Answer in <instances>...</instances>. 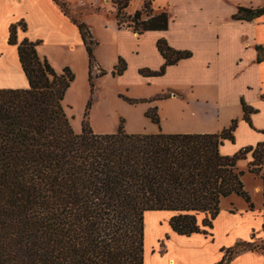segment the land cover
<instances>
[{
    "label": "trees",
    "instance_id": "16d2710c",
    "mask_svg": "<svg viewBox=\"0 0 264 264\" xmlns=\"http://www.w3.org/2000/svg\"><path fill=\"white\" fill-rule=\"evenodd\" d=\"M53 1L80 31L92 87L96 42L83 23L69 17L65 2ZM129 1L115 2L119 26ZM151 3L144 0L142 10L134 13L133 32L168 29L167 12L152 14ZM263 14L264 6L240 7L232 19L251 21ZM18 26L25 30L22 21L12 24L7 42L17 46L28 87L0 88V264H145L146 212H172L169 225L177 235L212 236L222 199L237 195L253 210L236 164L250 155L248 172L257 176L264 165V142L232 156L221 155L223 142L234 141L235 120L219 134H128L121 124L115 133L100 134L87 122L77 133L63 105L73 73L69 68L58 73L40 58L39 42L17 43ZM157 49L163 66L159 71L141 70L142 75L160 76L167 66L191 57L188 51L170 48L164 39L157 41ZM256 49L257 62L264 61V49ZM124 70L121 61L113 74ZM242 105L243 118L249 121L254 111ZM89 107L90 101L85 118ZM145 115L159 124L154 112ZM250 244L227 249L225 256L229 260Z\"/></svg>",
    "mask_w": 264,
    "mask_h": 264
},
{
    "label": "crops",
    "instance_id": "0c3cea01",
    "mask_svg": "<svg viewBox=\"0 0 264 264\" xmlns=\"http://www.w3.org/2000/svg\"><path fill=\"white\" fill-rule=\"evenodd\" d=\"M165 1L167 7L164 9L169 17L165 31L135 33L119 26L112 15L102 12L90 13L100 15V26L79 22L88 28L96 42L92 67L94 86L91 87L89 59L80 31L53 0H0V28L4 35L1 41L4 46L0 47V88L28 87L17 46L9 48L11 45L6 43L9 27L23 19L26 32L18 33L19 40L26 38L39 42L36 50L40 58H45L58 73L64 68L73 73L74 80L63 100L64 107L70 111L65 100L76 82V71L69 62L54 63L46 51L66 57L75 56L79 51L85 54L83 106L85 111L92 92L90 124L100 134L115 133L121 119L128 134L160 131L166 134H219L235 120L234 141L223 142L219 148L221 155L232 156L242 148L264 142V61L257 62L256 49H264V14L251 21L232 19L238 8H261L264 0ZM160 39L174 50L190 52L191 57L167 66L160 76H144L141 70L159 71L165 62L157 49ZM121 61L125 70L121 75H114V68ZM102 71L104 75L95 76ZM107 84L111 94L106 92ZM126 99L144 101L131 104ZM242 104L254 111L249 115V121L243 118ZM149 111H154L159 124L146 117ZM97 114L100 118L95 126ZM172 215L169 211L144 214V257L147 232H150L153 242L149 255L154 264H264L263 254L256 252H240L229 260L225 256V250L232 247H226L222 238L233 232V224L236 219H241L240 216L219 212L212 223V236H181L171 230L169 220ZM259 218L263 230L264 208ZM224 223L226 228L218 232L220 236L216 235V228ZM261 236L263 231L255 237L251 235L250 240Z\"/></svg>",
    "mask_w": 264,
    "mask_h": 264
},
{
    "label": "rangeland",
    "instance_id": "374dc122",
    "mask_svg": "<svg viewBox=\"0 0 264 264\" xmlns=\"http://www.w3.org/2000/svg\"><path fill=\"white\" fill-rule=\"evenodd\" d=\"M59 1L66 2L65 11L68 13L70 18L74 19L78 23L82 21L85 24L94 23L95 25L100 26V19H101V17H99L100 15L90 14L91 12H102L106 15H112L113 17L116 18L115 15L117 11V6L115 2L117 0H99V2L94 5H93L94 1L97 2L98 0H59ZM89 2H93V3H89ZM143 4H144V0L129 1L128 7L122 11V14L124 15V17L121 18L122 28H127L130 30L133 29L135 25L131 22V18L133 17L134 13L137 10H142ZM164 7H167L165 0H154L150 5V8L152 9V14H157L161 10H165ZM141 19L142 20L146 19L145 14L142 15ZM21 21L25 24V30H23L21 26L17 27V33H16L17 43H20L21 41L26 39L23 38L19 40L17 36L18 33L23 35L26 32V23L23 19L16 20L15 22L12 23V24H17ZM3 38H4L3 31L0 28V47L4 46V42L1 46V41L3 40ZM92 43H94L93 40ZM8 47L14 48L13 45ZM46 54L56 64H61L65 61L69 62L76 71V82L74 84L72 91L65 100V102L70 105L71 111L69 108L64 107L66 115L70 121L71 127L75 132L81 131L84 122H87L91 127L90 109L88 110V115L85 118V111L83 106V100H84L83 95L85 93V86H86L85 54L79 51L75 56L66 57L64 56V54H59L58 52L51 50H47ZM7 56L11 58V55L9 53H7ZM91 74H92V70H91ZM99 75H101V73L95 74L96 77ZM93 79H94V75H91L92 86H94ZM108 85L109 84H107L106 92L108 94H111V91L109 92ZM135 94L140 95L141 92H135ZM89 101L91 106V104L93 103L92 92ZM153 112L154 111H152V113ZM99 118L100 116L97 114L94 119L95 122L93 123L95 126L97 125L96 121L99 120ZM121 120H120V124L124 128L125 125L123 121L121 122ZM91 129L95 133H99L98 131H95L92 127ZM250 161H251V157L250 155H247L246 160H239L236 164V167L239 171L243 172V176L241 180L244 186V191L249 196L250 201L253 205V210H252L253 212L252 213L247 212L250 210L248 209V206L245 203V201L241 197L234 194L229 196L228 198L222 199L220 203V212L232 213L236 216L241 217V219H236V223L233 224L234 225L233 232H231L228 236L222 238V241L225 243L226 247L233 248L241 244L242 242L251 243L248 246L247 245L241 246L239 251L232 254V257L237 253L245 252V251H251L260 254L264 253V229L262 230L261 228L262 223L260 222V218H259L264 208V197L262 194V189L264 185V182L262 180V178H264V165L262 166L260 173L256 176L248 172V163ZM202 218L203 216L200 215V220ZM225 228H226L225 223L222 226L220 224V227L216 228V235L218 234V236H220L218 232L221 233ZM251 230H253V232H251ZM262 231H263V236H261V238L258 239L252 238L250 240L251 235L255 237L258 234H261ZM212 233L214 234V231ZM152 242H153V235L152 233L147 232L146 254H145L146 264H154V260L153 258H151L152 256L150 257L149 255Z\"/></svg>",
    "mask_w": 264,
    "mask_h": 264
},
{
    "label": "bare ground",
    "instance_id": "6f19581e",
    "mask_svg": "<svg viewBox=\"0 0 264 264\" xmlns=\"http://www.w3.org/2000/svg\"><path fill=\"white\" fill-rule=\"evenodd\" d=\"M171 264H173V262H171Z\"/></svg>",
    "mask_w": 264,
    "mask_h": 264
}]
</instances>
